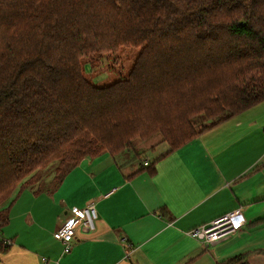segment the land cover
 <instances>
[{
  "label": "trees",
  "instance_id": "16d2710c",
  "mask_svg": "<svg viewBox=\"0 0 264 264\" xmlns=\"http://www.w3.org/2000/svg\"><path fill=\"white\" fill-rule=\"evenodd\" d=\"M121 46L139 50L125 74L85 77L80 58ZM262 100L264 0H0V219L10 194L53 162L56 186L82 158L159 134L166 151L134 157L154 172ZM217 264L249 263L240 253Z\"/></svg>",
  "mask_w": 264,
  "mask_h": 264
},
{
  "label": "crops",
  "instance_id": "0c3cea01",
  "mask_svg": "<svg viewBox=\"0 0 264 264\" xmlns=\"http://www.w3.org/2000/svg\"><path fill=\"white\" fill-rule=\"evenodd\" d=\"M254 105L156 160L154 172L104 152L56 186L18 189L0 219L11 241L0 264H217L240 253L264 264V100ZM88 202L95 230L79 229L64 253L53 232ZM236 209L246 224L215 243L186 233Z\"/></svg>",
  "mask_w": 264,
  "mask_h": 264
},
{
  "label": "rangeland",
  "instance_id": "374dc122",
  "mask_svg": "<svg viewBox=\"0 0 264 264\" xmlns=\"http://www.w3.org/2000/svg\"><path fill=\"white\" fill-rule=\"evenodd\" d=\"M138 51V47L121 46L116 53L105 52L92 57H82L80 58V64L83 67L84 75L87 79L98 84H106L115 79L118 74H125L130 69ZM202 121L203 119L199 117L194 120L196 126H199L203 122L209 123L207 120ZM130 145V147L124 148V150L116 156L117 160L124 165H137L135 158H140L143 161L149 158L154 159V157L160 155L162 151L164 152L168 149V144L160 138L159 134H153V136L147 140L138 138L132 141ZM55 165L56 162H53L47 168L37 170L36 177L40 180H37V183L34 184V188L52 187L53 181H51V179L55 173L53 171ZM125 168L132 169L130 165L125 166ZM24 185L25 183L22 182L21 187ZM19 188L20 186H18L9 197ZM3 206L4 205H1V208Z\"/></svg>",
  "mask_w": 264,
  "mask_h": 264
},
{
  "label": "built area",
  "instance_id": "2783aa9c",
  "mask_svg": "<svg viewBox=\"0 0 264 264\" xmlns=\"http://www.w3.org/2000/svg\"><path fill=\"white\" fill-rule=\"evenodd\" d=\"M146 163L145 161L144 164ZM97 217L98 213L94 202H88L82 207L75 206L71 208L68 218L57 226L53 232V238L62 244L64 253H68L72 248L76 232L79 229L95 230ZM245 224V218L242 216L241 210L236 209L216 217L208 223L190 228L186 233L195 239H201L202 243L207 245L242 229ZM10 242V240H3L4 245H9Z\"/></svg>",
  "mask_w": 264,
  "mask_h": 264
}]
</instances>
